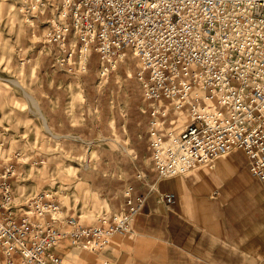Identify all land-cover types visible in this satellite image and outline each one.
Wrapping results in <instances>:
<instances>
[{"label":"built area","instance_id":"1","mask_svg":"<svg viewBox=\"0 0 264 264\" xmlns=\"http://www.w3.org/2000/svg\"><path fill=\"white\" fill-rule=\"evenodd\" d=\"M69 36L80 42L79 66L90 50L100 54L101 78L123 60L124 47L132 50L152 109L153 172L187 176L240 151L264 183V0H56L43 42L63 50ZM167 112L175 116L171 132L158 119ZM177 112L191 117L178 133ZM14 177L0 164L3 264H63L62 247L102 252L113 234L130 230L145 202L135 208L128 200V212L84 226L73 215L61 217L43 194L15 204Z\"/></svg>","mask_w":264,"mask_h":264},{"label":"crops","instance_id":"2","mask_svg":"<svg viewBox=\"0 0 264 264\" xmlns=\"http://www.w3.org/2000/svg\"><path fill=\"white\" fill-rule=\"evenodd\" d=\"M55 3L48 0L42 11L33 14L36 27H45ZM79 47L77 37L69 36L65 49L44 43L46 54L40 57L38 51L35 57L39 67L35 97L49 126L39 102L29 94L48 132L53 129L68 151L85 147L87 162L79 167L83 180L79 182L103 208H109L106 219L128 212V200L136 208L145 198L130 230L111 236L101 253L105 264H264V183L251 173L246 156L234 152L187 176L161 178L151 170L152 109L137 69L134 76L140 93L130 84V73L124 82H116L122 102L113 95L114 89H103L120 64L134 58L132 50L124 47L123 60L101 78L100 54L90 50L79 66ZM93 73L95 84L90 81ZM125 82L130 88L125 89ZM178 118L180 126L188 117ZM158 119L163 131L174 128L172 112ZM114 133L121 140L113 142L118 149L99 143ZM70 250L61 248L63 260Z\"/></svg>","mask_w":264,"mask_h":264},{"label":"rangeland","instance_id":"3","mask_svg":"<svg viewBox=\"0 0 264 264\" xmlns=\"http://www.w3.org/2000/svg\"><path fill=\"white\" fill-rule=\"evenodd\" d=\"M44 1L0 0V164L11 166L15 171V204L22 205L43 194L60 206L61 217L73 215L84 226H99L109 208H103L79 182V179L83 181L79 167L87 162L85 147L81 151H68L59 142L57 133L53 129L52 133L48 132L44 126L35 100L36 106L24 96V93H30L39 102L42 111L40 101L35 97L38 84L35 77L39 70L35 57L38 51L43 57L47 50L42 49L44 26L40 24V28L36 27L32 16L36 10L43 9ZM34 45L36 48L40 46V49H34ZM135 69L136 59L130 56L110 76L103 89H114L113 95L117 97L119 84L116 85V82H124L130 73V84H135V89L140 93L134 76ZM96 79L93 73L90 81L95 84ZM125 85V89L130 88L126 82ZM109 95H112V91ZM117 98L123 101V96ZM182 114L188 118L177 126L176 133L191 120L187 113L177 112L178 116ZM43 115L49 126L47 117ZM114 141L121 143L115 133L110 138H100L99 143L118 149ZM68 244L66 241L65 245ZM102 252L71 248L65 253L63 264H105Z\"/></svg>","mask_w":264,"mask_h":264},{"label":"bare ground","instance_id":"4","mask_svg":"<svg viewBox=\"0 0 264 264\" xmlns=\"http://www.w3.org/2000/svg\"><path fill=\"white\" fill-rule=\"evenodd\" d=\"M194 94H195V95H200L201 92H200L199 89H195ZM24 96H25V98H26L29 102H31L33 105L35 104L33 98H32L29 94L24 93ZM35 106H36V104H35Z\"/></svg>","mask_w":264,"mask_h":264}]
</instances>
